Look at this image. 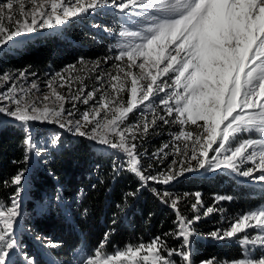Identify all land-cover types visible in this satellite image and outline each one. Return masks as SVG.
I'll return each instance as SVG.
<instances>
[{
  "label": "snow or ice",
  "instance_id": "6c2138e0",
  "mask_svg": "<svg viewBox=\"0 0 264 264\" xmlns=\"http://www.w3.org/2000/svg\"><path fill=\"white\" fill-rule=\"evenodd\" d=\"M30 2L28 8L25 0H0V47L15 42L21 35L64 25L70 18L101 7L122 13L127 10L137 16L147 9L154 11L146 13L152 21L146 33L119 32L120 36L135 37L139 42L120 48L114 57L120 62L114 65L115 73L103 70L100 62H96L97 86L92 90L81 86L73 91L72 81L81 80L75 75L56 72L46 80L56 106L28 98L32 89L40 91L36 82L31 81L30 88L25 89L15 83L12 75L0 72V77L11 82L0 91V115L11 117L28 129L23 140L28 150H47V145H37L30 125L31 122L49 123L122 154L124 159L113 163V172H132L142 187H147L149 181L170 185L185 172L195 170L192 161L196 168L225 170L264 182V138H240L253 130L264 135V0H158L153 4L144 0ZM104 62L107 63V58ZM75 67L68 66L69 70ZM134 68L140 72L133 73ZM28 75L21 71L18 78L26 80ZM129 77L130 98L125 101L121 93L126 90L125 81ZM57 87H67L68 94L60 93ZM157 97L161 105L159 112H154L149 119L140 110L142 119L125 124L128 114L140 109L145 102L152 108ZM49 99L50 95L43 96L44 102ZM65 101H71L72 107L66 108ZM90 101L95 102L85 110L76 105V102L89 105ZM198 121L203 123L198 124ZM157 122L168 126L177 124L179 131L170 133V141L152 156L161 161L169 155L181 159H173L166 169L155 175L145 174L136 141L146 137L150 129L155 131ZM189 122L196 128L186 130L184 126ZM61 139L60 133H54L51 148L55 149ZM247 162H251V166L244 167ZM23 179L24 172L20 171L10 181H4L5 185L15 186V191L9 197L8 206L0 208V264H15L12 250L17 249L19 243L14 225L20 216ZM153 191L160 202L176 214L177 227L163 236L182 238V244L169 248L163 236H155L148 242L129 243L125 249L117 248L114 254L106 255L104 250L110 233H105L86 264H195L190 248V237L194 234L192 225L200 220L201 209L204 216L220 209L205 208L201 194L196 193L191 207L197 214L189 219L179 210L180 198L174 197L168 188ZM60 198L57 194V201ZM232 199L225 195L214 197L215 204ZM249 228L254 229L255 235L247 233ZM241 233L242 238L237 235ZM211 235L216 239L237 238L245 245L247 256L234 258L229 264H264V209L242 213L229 221L227 228ZM45 247L58 248L61 244L47 241ZM21 256L23 264H37L35 257L27 252H21ZM173 257H178L179 261ZM200 264L222 262L208 258Z\"/></svg>",
  "mask_w": 264,
  "mask_h": 264
},
{
  "label": "trees",
  "instance_id": "16d2710c",
  "mask_svg": "<svg viewBox=\"0 0 264 264\" xmlns=\"http://www.w3.org/2000/svg\"><path fill=\"white\" fill-rule=\"evenodd\" d=\"M123 16L126 17L117 12L104 19L92 15L82 21L71 18L64 25L57 26L58 29L43 31L22 41L20 46L15 43L1 47L0 72L10 75L20 71L44 72L50 77L55 70L75 65L73 74L82 80V84L81 80H75V86L79 88L96 82V62H100L101 68L107 72L114 67L110 48L113 39L87 24L119 26L128 21ZM106 58L107 63L104 62ZM126 92L121 93L124 99ZM130 116L133 119L136 113ZM157 123L155 131L150 129L146 137L136 141L145 174L155 175L168 162L178 159L169 155L161 161L152 156L170 141V133L179 128L176 124ZM33 125L45 128L37 122ZM25 133L26 127L0 115V207L8 206L9 197L15 191V186L5 185L4 181H10L17 172L23 171L28 198L21 215L31 232V236H26L27 248L31 249L30 254L37 264H82L94 254L105 233H110L104 250L108 255L129 243L148 242L177 227L175 212L162 204L151 190L153 185L159 188L162 185L149 181L147 187H142L132 172L116 174L113 172L116 160L111 155L98 153L96 148L100 147L96 142L66 133L50 156L37 158L31 163L30 150L23 143ZM32 136L34 139L37 131ZM165 188L180 198L179 210L189 219L193 217L191 205L196 193L201 194L204 207L214 205L221 210L213 213L210 219L204 218L192 225L201 235L220 226L219 214L225 221L235 214L264 206V184H253L225 172L199 176L184 174ZM57 194L61 197L59 201ZM216 195L232 196L233 199L215 204ZM36 201L43 202L46 207L36 209ZM163 238L169 248H178L182 242V238L173 236ZM47 241L60 242L61 247H45ZM193 243L197 244L191 251L195 264L208 258L230 262L242 257V247L236 241L196 240Z\"/></svg>",
  "mask_w": 264,
  "mask_h": 264
},
{
  "label": "rangeland",
  "instance_id": "374dc122",
  "mask_svg": "<svg viewBox=\"0 0 264 264\" xmlns=\"http://www.w3.org/2000/svg\"><path fill=\"white\" fill-rule=\"evenodd\" d=\"M39 2H49V0H39ZM67 2L70 4L71 0H67ZM144 2L145 3H149V4H153V3H157L158 0H144ZM25 3H26V7H28V8L31 7L30 0H25ZM152 11H154V9H147V10L142 11L141 14L139 16H137L135 13L129 14L127 12V10H125V12L122 13V12H120L118 10H115V9L111 8V7H101V8L95 9L94 11L90 10L87 14L79 15V16H77L75 18H77L79 21H82L84 19V17H87V15H92L96 19L97 18L104 19V18H107L111 13L114 14V13H117V12L120 13L121 15H125L126 17L123 16L124 17L123 19L127 18L128 21H126V22L123 21V23L119 24V26L102 27L101 25H98L96 23H88L87 24L88 27L92 26V27L99 28L100 31L103 34H106L109 37H111V39H113V41H111L112 43L110 44V48L113 50V55L112 56L115 57L116 55L119 54L120 48L127 47L130 44H134V43H138L139 42V40L137 38H135V37L120 36L119 32L120 31H139L141 33H146L148 31V29L151 27V24H152V21H151L150 17L146 13H150ZM53 29H58V28H57V26H54L53 28H45L43 30L36 31V32L31 33V34L21 35L20 37H18L16 39L15 42H10L7 46H9L11 44H15V43H18V45L20 46L22 41H26V39H31L32 36L39 35V34L43 33V31L53 30ZM4 47H6V46H4ZM169 47H171V45ZM155 48H156V46H154V49ZM165 55H167V52L165 53ZM139 62H140V59L137 60V63H139ZM116 63H120V62L113 61L114 65ZM68 66L69 65H66L63 68H60L59 70H55L54 72L51 73V76L54 75L56 72H61L62 74H66V75H69V76L74 75L73 74V70H69ZM161 66H163V65H161ZM83 69H85V68H83ZM83 69H80V70H83ZM115 71H116V69H115V67H113V69H110L108 72L115 73ZM132 71H133V73H136V74H138L140 72V70L136 69V68L132 69ZM18 73L19 72L13 73L11 75H12L15 83L17 85H19L20 87H23L25 89H29L31 81L36 82L39 85V87H40V91H36L35 89H32L30 91V93H29V97L28 98H30L31 100H36V101H40V102H43V103H47L49 106H56L57 102L55 101V97L51 96V89H49L46 86V84H45V81L48 80L51 76L47 77L44 72L43 73L26 72V73L29 74L27 79L26 80H20L18 78ZM32 74H35V75H32ZM130 80H131V77H129L125 81V89L127 91L126 92L127 93L126 98L125 99L123 98L125 101H127L130 98V86H129L130 85ZM10 83H11L10 81H5L2 77H0V91H3L7 87H9ZM75 83H76L75 80H73L72 81V89H73V91H75L78 88L77 86H75ZM82 86H84V84ZM96 86H97V81L89 83V84L85 85L84 87L87 90H92ZM57 91H59L60 93H62L64 95L68 94L67 87H65V88L57 87ZM46 94L50 95V99L48 101L44 102L43 101V96L46 95ZM170 94H171V91H170ZM161 95H163V93H161ZM158 100H159V97H157L156 101L153 102V107L152 108H148L147 102H145L144 105L140 106V109L134 110L133 113L128 114V118L125 121V124H132V123H135L137 120L142 119V117L140 116V110H143L145 112L146 117L150 119L151 116L154 114V112H159L161 110V105L158 103ZM94 102L95 101H90L89 105H84V104H81V103L78 104L79 102H76V105H77V107L79 109L85 110V109L89 108L90 105L93 104ZM171 103H174V101H171ZM64 106L66 108H71L72 107V102L71 101H65L64 102ZM134 113H136V117L134 116L133 119H131L130 115H132ZM101 115L103 116V113ZM5 116L8 119H11L12 121H16L13 118L8 117L7 115H5ZM100 118L101 117H97V119H100ZM33 123L34 122H31V125H30L31 134L33 135V133L35 131H37V136L34 138V140L36 141L37 145H40V146L47 145V150H43V151L30 150L31 163H32V161L35 162L37 158H46V157L50 156L51 151L58 148V146L55 149L51 148V141L53 139L54 133H57V132L60 133L61 137L64 134L68 133L65 130L59 129L54 124L37 122V123L41 124L43 127H45V128H37V126L33 125ZM201 123H203V121H198V124H201ZM184 128L186 130H193V129L196 128V126L191 125V123L189 122L188 124H186L184 126ZM37 129H39V130H37ZM27 130L28 129L26 128V131ZM178 131H179V128H178ZM71 135H73V134H71ZM74 136H76V135H74ZM240 138H257V139H259V138H264V135H262L257 130H253V131H251L249 133L243 134ZM87 139H89V138H87ZM89 140L93 141L91 139H89ZM94 142H96V144L99 145V147H100V148H96L98 153H100L102 155H111V156H113V159L116 160L117 163L120 160L124 159L123 155L122 154H118L115 150H112L109 147H107L105 145H102V144H100L97 141H94ZM215 146L216 145L214 144L213 147H215ZM168 151H170V150H168ZM210 155H211V152H210ZM175 157L178 158V159H181L180 157H177V156H175ZM191 163H192V166L195 168V170L189 171V172H185L184 174H190V175H194V176H199V175H210V174H213L214 172H225V173L233 175L234 177H236V178H238L240 180L244 179V180H247L248 182L253 183V184H264V182H259V181L251 180L249 178L240 177V176H237V175H235V174H233V173H231L229 171H225V170L209 171L207 169L196 168L195 162L192 161ZM170 164H171V162H168L164 169H166ZM40 165L41 164H39V166ZM249 166H251V162H247L244 165V167H249ZM154 184H157V183H154ZM159 185H162V184H159ZM22 187H23V191L20 194V216L18 217V220L15 222V225H14V227H15V238L18 240L19 247L17 249H15V250H12L13 254H12V257H11L12 260L15 262V264H23V258L21 256V252H27L29 255H31L30 254L31 249L27 248L28 244H27V240H26V236L27 235L31 236V232L27 229V226L24 225V222H23L24 220H23V217L21 215L22 208H23L22 206L25 203V199L28 198L27 186H26L25 181H23ZM164 188H165V185H162L161 188H159L158 186H154L153 185L151 187V190L153 191L154 189H156V190L162 192L164 190ZM153 193H154V191H153ZM212 206H214V205H212ZM35 207H36V209H41L42 207H46V206L43 204V202L36 201L35 202ZM0 208H2V207H0ZM261 209H264V206L256 207V208H253L251 210H261ZM191 211L193 213V216H195L197 214L196 212L193 211L192 207H191ZM216 212L220 213L221 210L220 211H216ZM216 212H213V213H216ZM213 213L208 215V216H204L203 215V209H201L200 210V215H201L200 220L204 219V218L205 219L206 218L210 219V216H212ZM243 213H246V212H243ZM219 215H221V219H220L221 224L216 229L212 230V232H214V231H216L218 229L227 228L228 227V222L234 220L235 218H237L241 214H235L234 216L226 218L225 221H223L225 218H223L222 214H219ZM192 228L194 229V234L190 237V248H191V251L196 249V245H197L196 243H193V241H196V240L197 241H199V240H203V241L204 240H211V241L222 240V239H216V238L212 237V235H211L212 232H209L207 234L201 235L200 232H198V230H195L194 227H192ZM246 231H247V233L249 235H255L254 229H252V228H249ZM237 235L242 238L243 233L237 234ZM225 241H231V242L232 241H236V243H239L240 246L242 247V257L241 258H244L245 256H247V252L244 251L245 245H242L240 243V239L228 238V239H225ZM182 242H181V244H182ZM127 246L121 248V250L125 249ZM112 254H114V252ZM108 255H111V254H108ZM137 259H139V257H137ZM173 259H176L177 261H179L178 257H173ZM82 264H86V262H84ZM118 264H119V262H118ZM198 264H200V263H198ZM222 264H229V262L223 261Z\"/></svg>",
  "mask_w": 264,
  "mask_h": 264
}]
</instances>
